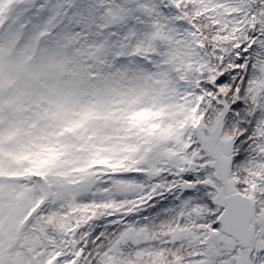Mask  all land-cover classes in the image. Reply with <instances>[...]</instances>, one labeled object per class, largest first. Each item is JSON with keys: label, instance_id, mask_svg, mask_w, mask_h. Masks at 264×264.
Listing matches in <instances>:
<instances>
[{"label": "snow or ice", "instance_id": "obj_1", "mask_svg": "<svg viewBox=\"0 0 264 264\" xmlns=\"http://www.w3.org/2000/svg\"><path fill=\"white\" fill-rule=\"evenodd\" d=\"M0 264H264V0H0Z\"/></svg>", "mask_w": 264, "mask_h": 264}]
</instances>
